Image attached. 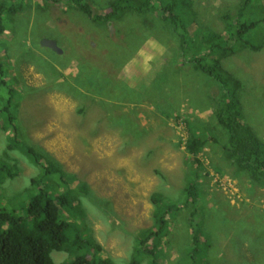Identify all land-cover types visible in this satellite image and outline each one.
<instances>
[{"label": "rangeland", "instance_id": "obj_1", "mask_svg": "<svg viewBox=\"0 0 264 264\" xmlns=\"http://www.w3.org/2000/svg\"><path fill=\"white\" fill-rule=\"evenodd\" d=\"M112 1L90 0L98 13L109 11ZM1 2L20 8L5 12L0 35L6 66L0 159L17 170L0 183V204L20 199L40 172L8 148L19 138L72 174V187L87 186L79 197L84 209L79 226L114 264H131L141 236L154 230L151 196L159 193L178 205L186 200L185 186L195 171L184 149L187 119L200 124L206 141L198 170L203 209L193 220L207 243L201 264H264V185L226 160V132L214 117L218 84L181 57L179 29L152 11L106 25L65 2L50 10L42 0ZM237 3L194 0L201 31L223 34L220 12L234 11ZM222 65L235 77L246 121L264 141V47L230 52ZM10 90L8 124L2 109ZM188 209L174 211L156 264H191ZM51 256L56 263L73 257L66 251ZM135 264H150V257Z\"/></svg>", "mask_w": 264, "mask_h": 264}, {"label": "trees", "instance_id": "obj_2", "mask_svg": "<svg viewBox=\"0 0 264 264\" xmlns=\"http://www.w3.org/2000/svg\"><path fill=\"white\" fill-rule=\"evenodd\" d=\"M61 2L79 10L94 22L106 25L129 14L152 11L166 26L174 31L179 29L181 57L218 84V92L212 96L216 102L214 117L226 132L222 144L226 160L236 171L264 185V141L246 121L234 89L235 77L222 65V59L230 52L243 49L257 52L264 47L262 0H238L234 11H221L223 34L212 30L201 31L197 13L192 7L194 0H113L106 13L96 12L90 0H42V7L50 10ZM17 8H20L17 3H0V35L6 27L5 12H15ZM199 33L201 36H198ZM5 67L0 59V84L5 83L2 78ZM11 92L2 109L10 116L8 124L13 120ZM184 124V149L195 170L185 186L186 200L183 203L189 208L194 245L187 258L191 264H201V253L207 243L203 245L201 226L193 220L200 216L203 209L198 170L203 166L199 154L206 141L199 123L197 125L186 119ZM8 148L25 155L40 172L30 179L20 199L0 204V264H114L95 239L78 224L84 220L79 197L87 194V186L81 183L72 187L71 183L75 180L72 174L63 172L44 154L19 138L13 137ZM16 173V167L0 159V183L15 177ZM151 200L155 205L154 230L141 236L131 264L143 257H150V264L160 261L161 241L171 228L174 211L183 206L159 193L153 194ZM53 251H66L73 257L67 263H56L51 256Z\"/></svg>", "mask_w": 264, "mask_h": 264}]
</instances>
